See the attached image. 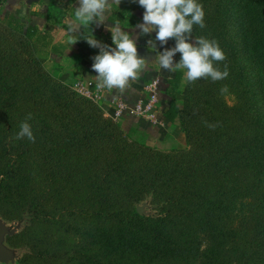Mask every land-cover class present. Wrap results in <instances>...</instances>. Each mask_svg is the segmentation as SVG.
<instances>
[{"label": "rangeland", "instance_id": "obj_1", "mask_svg": "<svg viewBox=\"0 0 264 264\" xmlns=\"http://www.w3.org/2000/svg\"><path fill=\"white\" fill-rule=\"evenodd\" d=\"M10 1L0 0V221L13 230L4 245L14 262L0 264H259L262 168L249 151L252 118L264 120V63L250 55L244 0H198L205 27L194 25L191 42L217 41L226 59L215 66L229 75L182 82L181 120L147 127L113 118L100 95L60 78L41 51L47 38L21 34ZM42 73L94 104L115 136L88 138L90 125ZM29 113L35 142L14 138ZM126 208L147 225L122 223Z\"/></svg>", "mask_w": 264, "mask_h": 264}, {"label": "clouds", "instance_id": "obj_2", "mask_svg": "<svg viewBox=\"0 0 264 264\" xmlns=\"http://www.w3.org/2000/svg\"><path fill=\"white\" fill-rule=\"evenodd\" d=\"M122 0H79V7L73 11L69 19V31L74 30L76 22L89 28L86 42L92 48H99V53L93 57L92 70L97 73V87L106 88L109 91L120 93L130 89L133 83L138 82L142 75L149 71L151 62L138 55L136 41L130 33L125 32L120 21H115L111 27L112 44L109 47L101 44L93 35L90 25L103 24L105 13L117 8ZM144 9L142 23L137 25L143 35L155 32V40L161 45H166L169 40L175 41V46L159 52L154 61L159 68L176 72L183 70L184 83L193 84L199 79H211L219 81L229 75L227 65L221 71L216 63L226 59L224 51L215 40L204 37H196L195 43L191 42L194 25L204 28V10L198 0H133ZM70 45L77 43V38L68 36ZM150 49L155 51V43L149 41ZM180 54L179 62L174 61L176 54ZM222 92L227 91L224 87ZM31 119L29 113L25 122H22L15 139L27 138L35 142L31 125L27 120Z\"/></svg>", "mask_w": 264, "mask_h": 264}, {"label": "crops", "instance_id": "obj_3", "mask_svg": "<svg viewBox=\"0 0 264 264\" xmlns=\"http://www.w3.org/2000/svg\"><path fill=\"white\" fill-rule=\"evenodd\" d=\"M76 7H79V0H35L32 5H26L25 0H11L7 8V15L20 16L22 23L35 25L37 31L47 38L48 47L42 48L41 51L45 54L47 53V59L51 60L53 67L59 69V76L66 83L72 85L75 81H80L83 84L89 82L94 87L95 85L97 86L95 78L98 74L92 70L93 57L100 50L99 48H92L86 42L85 37L88 35L89 28H85L79 25V22H76L74 30L69 31V19ZM143 12L144 9L138 3L133 2V0H122L118 8L113 6V11L105 13L106 19L103 24L93 23L89 27L92 35L101 44L113 48L115 46L112 44L111 32L108 29L114 27L117 20L120 21L122 29L130 33L139 47L151 50L149 44V41H151L155 43L156 50L154 52L156 55L159 52H163L166 48L174 47V40H169L166 45H161L155 40V32L148 35L141 33L137 25L143 22ZM69 35L76 37L78 42L70 45L68 42ZM176 59L177 56L174 57V61ZM148 68L150 70L145 72L138 82L133 83L132 87L123 93L98 87L102 108L110 112V102L115 97H121L127 102L140 99L143 96L144 82L159 78V80H164L165 89L161 88L159 92L160 112L158 118L167 123L168 121L163 114L171 100L167 94V90L170 88L168 82L173 78L175 72L160 69L156 62L148 64ZM182 82L183 75L181 84ZM176 91L175 96H177ZM130 119H127L126 124L137 123L141 127L148 126L144 120Z\"/></svg>", "mask_w": 264, "mask_h": 264}, {"label": "trees", "instance_id": "obj_4", "mask_svg": "<svg viewBox=\"0 0 264 264\" xmlns=\"http://www.w3.org/2000/svg\"><path fill=\"white\" fill-rule=\"evenodd\" d=\"M243 12L247 19L246 23H248L246 29L251 43L250 55L257 63V65H259V62L264 63V0H244ZM18 23L19 24L15 28L18 29L21 34L25 35L26 38H32V35H36V33L38 32L37 29L33 28L30 24L26 25L20 20L18 21ZM244 74L245 76L249 74L247 68L245 69ZM42 75L44 76L41 77L44 80H47L46 82L51 83L56 81H54L53 79H49L50 76L45 73H42ZM181 79L182 72L177 71L175 72L173 78L169 80V82L167 81L170 86L169 90H167V94L170 96L171 100L169 102V106L166 108L163 115L169 123H173L174 121L179 119L181 120L182 118V111L178 106L177 99L175 96V91L180 87ZM147 81L144 82L143 86L147 83ZM163 83L164 80L160 79L159 89H165ZM55 85L58 89L55 90V88H52V90L61 93V97H58L59 104L63 107H66V105L70 106L79 116L80 120H83L84 122L90 125L91 136L88 138L96 140L107 139V141H110L112 137L115 136V128L113 124L101 118L94 104L87 100L80 102L79 99L77 100V98L73 96V92H71L70 87L63 85L60 82L56 81ZM38 88L40 87L38 86ZM67 92L69 96H71V102H68L66 104L65 99H63V95ZM73 99L75 100L72 101ZM252 119V130L255 131V134L253 135V145L251 150L249 151V154L250 160L253 162V164L255 166H258L259 168H262L260 173L257 175V186L261 190L260 208L264 210V120H260L259 118L254 117ZM124 213L126 214L124 216L123 214L119 213V215H121L119 219H121L122 223H138L137 225L139 227L147 225L146 222H144V220L142 219V217H140L136 212L128 210L126 208L124 210ZM256 226L258 227V224ZM148 229L150 231V234H152V236L157 240V242L164 244L167 243V241L163 238V236H161L160 232L157 230L158 225L156 227L148 225ZM259 229V233H264V221L262 225H259ZM262 236H264V234ZM259 255L261 257L264 256V242L263 247H261L259 251ZM262 259L264 264V258H261L259 260V264L262 262Z\"/></svg>", "mask_w": 264, "mask_h": 264}, {"label": "built area", "instance_id": "obj_5", "mask_svg": "<svg viewBox=\"0 0 264 264\" xmlns=\"http://www.w3.org/2000/svg\"><path fill=\"white\" fill-rule=\"evenodd\" d=\"M159 84V78L148 81L143 87V96L133 102H127L121 97H115L110 102L111 116L117 120L131 118L156 123L160 112ZM78 86L81 91H84L85 96L93 100L99 98V90L98 93L92 91L93 86L91 83H79Z\"/></svg>", "mask_w": 264, "mask_h": 264}, {"label": "water", "instance_id": "obj_6", "mask_svg": "<svg viewBox=\"0 0 264 264\" xmlns=\"http://www.w3.org/2000/svg\"><path fill=\"white\" fill-rule=\"evenodd\" d=\"M34 1L35 0H29V2H26V5H30V3H33ZM137 48H138V55L140 57L146 58L149 61H151L149 64L155 63L154 58L156 56V53L154 51L139 46H137ZM12 233L13 230L7 229L4 223L0 221V262L1 263L14 262L13 251L4 245L5 236L11 235Z\"/></svg>", "mask_w": 264, "mask_h": 264}]
</instances>
